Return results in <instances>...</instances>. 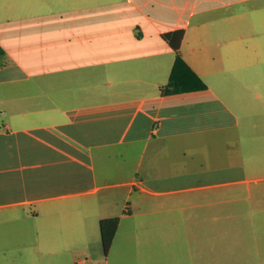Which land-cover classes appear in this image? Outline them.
Listing matches in <instances>:
<instances>
[{
	"label": "crops",
	"instance_id": "0c3cea01",
	"mask_svg": "<svg viewBox=\"0 0 264 264\" xmlns=\"http://www.w3.org/2000/svg\"><path fill=\"white\" fill-rule=\"evenodd\" d=\"M176 30L206 89L165 92ZM0 45V261L74 257L120 217L112 245L138 251L143 229L205 230L209 244L215 231L223 254L191 264H225L235 225L174 215L219 213L220 189L264 179L247 158L194 168L186 151L264 137V0H0Z\"/></svg>",
	"mask_w": 264,
	"mask_h": 264
},
{
	"label": "rangeland",
	"instance_id": "374dc122",
	"mask_svg": "<svg viewBox=\"0 0 264 264\" xmlns=\"http://www.w3.org/2000/svg\"><path fill=\"white\" fill-rule=\"evenodd\" d=\"M253 131L249 133L248 139L243 140L239 145L229 143L227 139L226 141L217 140L216 137L213 141H200L195 138L187 144L188 157L193 158L194 168L201 163L222 165L232 161L235 157L240 160L247 158L250 165L246 171L247 176L251 179L263 178L264 137L254 136L255 134H251ZM180 152L179 149H175L171 155L166 154L164 157H181ZM230 176L231 174L227 175V177ZM220 193H225L226 198L219 213L189 214L183 218L180 215H174V218L178 216V221H186L188 216L193 218V221L204 224L209 221L235 225L231 227H236V230L226 231L228 236L225 264H264V179L250 184L227 185L220 189ZM141 220L146 221L145 219ZM129 221L135 220L128 219L121 227L119 235H127L131 231V228L125 226ZM179 228L184 227L180 226ZM202 229L204 230V227ZM147 231L150 236L146 234ZM139 233V238H149L147 243L140 244L138 251H135L134 247L130 245L124 249L123 241L119 240L111 246L108 252H105L102 241L96 246L80 245L81 242H88L83 236L80 238L79 246L72 247V251L79 248L81 252L74 256L78 258L77 263L73 261L74 257L70 254L55 258L51 262H47L46 256H43L41 261H36L33 254L24 256L17 254L10 258L3 256L0 264H105L107 260L110 264H136L137 262L140 264H191L192 261H201L203 255L207 258V248L211 253V258L215 256L214 253L223 254L220 245L223 243L215 242L219 236V234H213L215 231H211L212 236L211 240L209 239V244H207V237L202 236L206 233L205 230L166 229L165 231H153L152 229H143ZM219 238L222 240L221 237ZM121 245L126 257H123ZM90 252L96 254L92 255ZM211 264H216V262L211 259Z\"/></svg>",
	"mask_w": 264,
	"mask_h": 264
},
{
	"label": "trees",
	"instance_id": "16d2710c",
	"mask_svg": "<svg viewBox=\"0 0 264 264\" xmlns=\"http://www.w3.org/2000/svg\"><path fill=\"white\" fill-rule=\"evenodd\" d=\"M163 37L177 54L171 78L168 85L165 87V92L179 93L185 90L206 89L207 85L196 73L191 70V68L186 64L181 56L180 49L184 37V31L176 30L173 32L165 33ZM5 55L6 52L0 45V58H3ZM119 225L120 217L105 218L101 221L102 244L105 252H108L111 248L113 240L119 229Z\"/></svg>",
	"mask_w": 264,
	"mask_h": 264
},
{
	"label": "built area",
	"instance_id": "2783aa9c",
	"mask_svg": "<svg viewBox=\"0 0 264 264\" xmlns=\"http://www.w3.org/2000/svg\"><path fill=\"white\" fill-rule=\"evenodd\" d=\"M78 264H83V263H78Z\"/></svg>",
	"mask_w": 264,
	"mask_h": 264
}]
</instances>
